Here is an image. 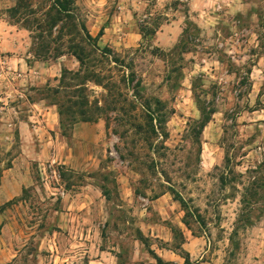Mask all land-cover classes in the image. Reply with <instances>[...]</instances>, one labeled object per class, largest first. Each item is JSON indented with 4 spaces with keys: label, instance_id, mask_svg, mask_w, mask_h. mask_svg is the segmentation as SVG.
<instances>
[{
    "label": "rangeland",
    "instance_id": "obj_1",
    "mask_svg": "<svg viewBox=\"0 0 264 264\" xmlns=\"http://www.w3.org/2000/svg\"><path fill=\"white\" fill-rule=\"evenodd\" d=\"M15 3L5 55L32 72L0 64V264H264V0L77 1L122 61L93 56L101 86L38 60ZM79 87L94 121L71 120Z\"/></svg>",
    "mask_w": 264,
    "mask_h": 264
},
{
    "label": "trees",
    "instance_id": "obj_2",
    "mask_svg": "<svg viewBox=\"0 0 264 264\" xmlns=\"http://www.w3.org/2000/svg\"><path fill=\"white\" fill-rule=\"evenodd\" d=\"M46 3V10L43 12L40 18L33 16L34 11L31 9L30 0H16L15 5L9 9V14L11 18H16V22L23 20L24 28L30 31L31 38L34 45L37 46L35 51V56L38 60H47L50 58H57L63 55H69L76 59L78 62V70L74 73L64 69L62 71V76L67 74H72L73 80L80 79L83 83L78 86L85 84V82H93L96 85H102V78L99 77L94 70H91L90 66L93 62V56H97L106 59L109 62H114L116 65L122 63L119 59L111 57V51L107 48L100 49L97 41L102 35V30L98 32L95 37H92L86 30L82 21L75 14V3L79 0H44ZM30 18V19H29ZM32 28L35 29L32 30ZM62 80V79H61ZM128 83L132 82V74H130V79L127 80ZM139 86V84L137 85ZM85 89L79 87L75 93H78V100L67 101V103L72 104L75 111H71V120L74 122L76 119L74 115L80 121L91 122L95 118L92 116V111L89 102L86 98ZM59 93L58 89L54 91V95ZM137 94V93H136ZM137 96V95H136ZM58 108V117L60 124H62V117L66 114L63 110L62 105L55 104ZM96 111L100 110V107L94 104ZM69 112V111H67ZM210 111L200 122V127L202 128L208 123ZM150 121V117H147ZM2 208H0V211ZM141 240V239H140ZM187 264V259L185 258ZM157 264H168L163 262L161 259L156 258Z\"/></svg>",
    "mask_w": 264,
    "mask_h": 264
},
{
    "label": "crops",
    "instance_id": "obj_3",
    "mask_svg": "<svg viewBox=\"0 0 264 264\" xmlns=\"http://www.w3.org/2000/svg\"><path fill=\"white\" fill-rule=\"evenodd\" d=\"M1 26V25H0ZM13 35H15V32L12 31L11 27H6V28H0V40H2L3 42L0 43V53L4 54V56H0V64H4V63H10L12 64V68H16L20 71L24 70V76H18L20 77V81L21 84H25L27 86L28 84V79L30 78V72H32V67L30 66V63H27V58H29L28 56H20V55H5V52H12L11 49H9V39L13 38ZM4 41L8 42V43H4ZM15 49L14 51L19 50V48L16 49V44H13ZM10 50V51H9ZM20 52H18L19 54ZM1 55V54H0ZM26 72V73H25ZM17 77V78H18ZM22 77V78H21ZM16 78V80H17ZM16 91V90H14ZM27 91V89L23 90H18V93H20V95L23 93H25ZM17 92V91H16ZM32 107H38V113H37V119H39L40 121H44L46 124L45 126L48 129L54 128L55 125H53V120L55 121V114H53V112L51 111V108L49 106H38L36 103H31L30 104ZM34 115V116H33ZM32 117H35V113H33ZM31 118V117H30ZM50 122V123H47ZM23 123V122H22ZM25 125V124H23ZM27 125V124H26ZM39 129V128H38Z\"/></svg>",
    "mask_w": 264,
    "mask_h": 264
}]
</instances>
